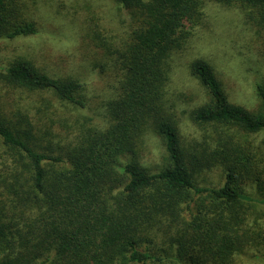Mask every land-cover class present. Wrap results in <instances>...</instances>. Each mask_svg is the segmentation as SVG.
<instances>
[{"label": "trees", "instance_id": "trees-1", "mask_svg": "<svg viewBox=\"0 0 264 264\" xmlns=\"http://www.w3.org/2000/svg\"><path fill=\"white\" fill-rule=\"evenodd\" d=\"M27 1L0 0V41L39 32ZM112 1L137 20L110 64L104 124L71 137L54 119L35 121L14 94L84 109L85 85L26 57L0 63V264H236L264 248V82L251 111L198 60L190 74L205 98L177 111L169 60L207 3L238 6L264 27V0ZM179 114L209 130L199 151L185 147ZM152 135L165 152L156 170L140 159ZM214 171L221 181L202 185Z\"/></svg>", "mask_w": 264, "mask_h": 264}, {"label": "rangeland", "instance_id": "rangeland-1", "mask_svg": "<svg viewBox=\"0 0 264 264\" xmlns=\"http://www.w3.org/2000/svg\"><path fill=\"white\" fill-rule=\"evenodd\" d=\"M27 3L28 16L37 23L39 32L25 38L1 40L0 63L26 57L50 75L76 78L85 85L87 106L75 108L50 98L52 104L46 110L38 95L18 93L13 98L22 110H29L35 121L45 126L54 119L52 129L69 132L71 137L91 122L104 124L102 114L115 87V70L110 64L118 57L116 48L129 40L137 18H130L112 0H28ZM203 18L199 25L187 24L191 35L184 50L169 60L168 91L180 99L175 102L177 111L191 109L205 98L203 86L190 74L191 64L198 60L213 68L232 103L255 111L260 104L256 84L264 82V27L246 18L238 6L212 2L206 4ZM180 114L179 131L185 147L199 151L203 139H209L206 138L209 130ZM164 154L161 141L152 135L142 145L140 159L146 167L156 170ZM204 178L206 182L202 185L221 181L219 171L209 172ZM259 248L260 251L238 256L236 264H264V248Z\"/></svg>", "mask_w": 264, "mask_h": 264}]
</instances>
